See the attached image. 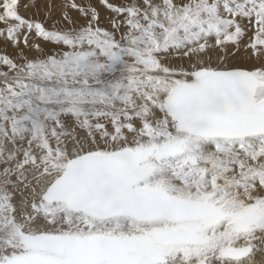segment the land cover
Instances as JSON below:
<instances>
[{
	"label": "snow or ice",
	"instance_id": "1",
	"mask_svg": "<svg viewBox=\"0 0 264 264\" xmlns=\"http://www.w3.org/2000/svg\"><path fill=\"white\" fill-rule=\"evenodd\" d=\"M21 7L0 0V264H264V0Z\"/></svg>",
	"mask_w": 264,
	"mask_h": 264
},
{
	"label": "rangeland",
	"instance_id": "2",
	"mask_svg": "<svg viewBox=\"0 0 264 264\" xmlns=\"http://www.w3.org/2000/svg\"><path fill=\"white\" fill-rule=\"evenodd\" d=\"M57 1V2H56ZM53 0V2L57 5V10L59 9L58 7H59V5H60V3H61V0ZM26 2H28V0H21V3L23 4V3H26ZM47 2V0H40V4H41V8L39 9V16H37L36 15V12H37V9H33V8H30V10L29 9H27V10H25L23 7H21V9H20V11H21V15H24L26 18H33V19H40V20H43L44 18H45V9H44V7H43V5H44V3H46ZM59 2V3H58ZM24 10V11H23ZM57 10H55L54 11V16L57 18H59V10H58V12H57ZM24 13V14H23ZM28 13V14H27ZM56 13H58V14H56ZM4 48H5V46L3 45V43H0V52H2L3 50H4ZM7 51H8V53L9 54H12V49L9 47L8 49H7Z\"/></svg>",
	"mask_w": 264,
	"mask_h": 264
},
{
	"label": "bare ground",
	"instance_id": "3",
	"mask_svg": "<svg viewBox=\"0 0 264 264\" xmlns=\"http://www.w3.org/2000/svg\"><path fill=\"white\" fill-rule=\"evenodd\" d=\"M56 1V0H55ZM59 1V0H58ZM57 2V1H56ZM59 3V2H58ZM58 5V4H57ZM59 8V7H58ZM30 10V9H29ZM57 10V9H56ZM59 10V9H58ZM58 10H57V12H58ZM24 11V10H23ZM24 14V13H23ZM28 14V13H27ZM56 14H58V13H56ZM59 15V14H58ZM58 18V17H57Z\"/></svg>",
	"mask_w": 264,
	"mask_h": 264
}]
</instances>
